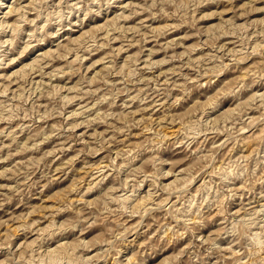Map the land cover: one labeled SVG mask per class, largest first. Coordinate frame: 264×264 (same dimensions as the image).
<instances>
[{
  "label": "rangeland",
  "instance_id": "obj_1",
  "mask_svg": "<svg viewBox=\"0 0 264 264\" xmlns=\"http://www.w3.org/2000/svg\"><path fill=\"white\" fill-rule=\"evenodd\" d=\"M0 264H264V0H0Z\"/></svg>",
  "mask_w": 264,
  "mask_h": 264
},
{
  "label": "bare ground",
  "instance_id": "obj_2",
  "mask_svg": "<svg viewBox=\"0 0 264 264\" xmlns=\"http://www.w3.org/2000/svg\"><path fill=\"white\" fill-rule=\"evenodd\" d=\"M137 207V206H136Z\"/></svg>",
  "mask_w": 264,
  "mask_h": 264
}]
</instances>
